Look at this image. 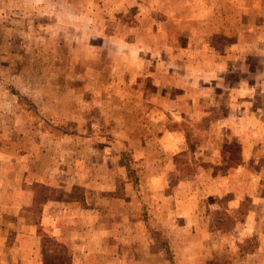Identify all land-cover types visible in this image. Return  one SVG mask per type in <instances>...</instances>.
Returning a JSON list of instances; mask_svg holds the SVG:
<instances>
[{"label":"rangeland","instance_id":"obj_1","mask_svg":"<svg viewBox=\"0 0 264 264\" xmlns=\"http://www.w3.org/2000/svg\"><path fill=\"white\" fill-rule=\"evenodd\" d=\"M38 228L62 264H264V0H0V264Z\"/></svg>","mask_w":264,"mask_h":264},{"label":"crops","instance_id":"obj_2","mask_svg":"<svg viewBox=\"0 0 264 264\" xmlns=\"http://www.w3.org/2000/svg\"><path fill=\"white\" fill-rule=\"evenodd\" d=\"M91 192L92 193H95L94 191H91ZM96 193H98V192H96ZM59 195H60V190L57 189L56 191H54V194H53V196L51 198L46 199V201L42 202L43 203L42 215L44 216V218H45V216H47V217L49 216V219L54 220V222L55 221L56 222L59 221L58 220V217H62L64 219H67V218H70L71 219L72 216L71 215H68V214L74 213V211L71 210L72 208H70V205H66L65 204L66 202L59 200V198H58ZM95 195H98V194H95ZM117 205H119V204L117 203ZM114 208L115 207H112V208L110 207V209H114ZM82 211H84L83 212V216H84L86 214L85 213V209H83ZM63 215H64V217H63ZM55 217H56V219H55ZM46 226L47 227L49 226L46 229V231H55V232H51L54 235H56V231H57V235H61L63 232L66 231L64 229V226H61V224L56 226V224H52L51 225L50 223L49 224L46 223ZM87 241H85L82 245H80L79 248H78V250H81L82 247L85 246V244L87 243ZM93 244H95V243H90L89 245H93ZM104 253H106V252L103 250V254ZM107 253H109V252H107ZM110 259L111 260H115V259L117 260V257L111 255L110 256Z\"/></svg>","mask_w":264,"mask_h":264},{"label":"trees","instance_id":"obj_3","mask_svg":"<svg viewBox=\"0 0 264 264\" xmlns=\"http://www.w3.org/2000/svg\"><path fill=\"white\" fill-rule=\"evenodd\" d=\"M45 199L46 198H44L43 201H45ZM37 233L41 238L40 253L42 256V264H62L63 262L60 259L53 258L49 252V242L54 238L52 236H49L48 233L41 230V228H38Z\"/></svg>","mask_w":264,"mask_h":264}]
</instances>
